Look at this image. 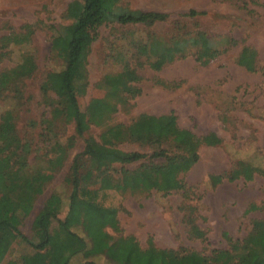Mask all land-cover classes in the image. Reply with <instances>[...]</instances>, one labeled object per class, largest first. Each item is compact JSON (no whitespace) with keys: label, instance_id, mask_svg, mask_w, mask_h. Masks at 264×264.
<instances>
[{"label":"rangeland","instance_id":"374dc122","mask_svg":"<svg viewBox=\"0 0 264 264\" xmlns=\"http://www.w3.org/2000/svg\"><path fill=\"white\" fill-rule=\"evenodd\" d=\"M72 1L75 0H0V39L10 33L24 34L28 29L33 32L24 44H9L0 50L4 54L0 72L21 63L26 56L32 57L36 65L35 72L17 84L18 94L0 93V115L6 110L12 112L17 135L31 146L27 155L29 170L50 172L49 160L58 158L62 165L43 194L35 199L32 211L20 215L19 229L29 236L33 219L50 194L61 196L59 217L68 214L70 187L65 177L72 159L83 150L86 138L100 141L102 131L91 126L83 138L68 148L73 118L68 116L53 126L47 123L50 109L43 101L40 86L48 73L61 69V62L50 51L49 27L72 22L66 15L67 5ZM119 5L161 12L167 15V20L154 26L109 23L97 29V38L85 55L83 77L77 82L81 110L85 112L92 98L103 95L98 88L102 78L118 72L121 60H128L141 77L137 84L140 94L117 107L110 125H129L142 114H173L180 128L197 136L214 133L221 144L201 145L197 163L179 174L185 186L183 190L134 196L106 191L100 201L115 210L121 231L117 233L109 228L105 231L114 237L131 235L145 249L153 245L203 255H209L212 250H226L229 240L247 236L253 220L264 219V173L256 174L250 181L242 176L225 180L215 187L208 180L210 175L230 173L239 162L264 170V0H119ZM190 11L202 14L191 17ZM198 31L208 34L220 49L226 46L229 37L239 43L206 65L190 54L157 71L147 65L144 57L130 55L132 45L150 35L170 41ZM250 50L257 53L254 72L237 63ZM83 84H86L84 91ZM166 144L163 147L168 149V154H176ZM115 147L148 155L156 149L154 145L134 142H118ZM147 161L124 167L135 170ZM118 167V164L114 166ZM251 206L254 209L247 212ZM78 207L79 225H71L73 236L61 254L82 247L70 264H119L107 257L109 246L97 242L92 246L90 243V247L83 245L85 238L89 241L85 226L91 211L81 204ZM192 222L205 233L203 239L191 234ZM8 251V257L15 258L25 248L12 237Z\"/></svg>","mask_w":264,"mask_h":264},{"label":"trees","instance_id":"16d2710c","mask_svg":"<svg viewBox=\"0 0 264 264\" xmlns=\"http://www.w3.org/2000/svg\"><path fill=\"white\" fill-rule=\"evenodd\" d=\"M202 13L190 11L191 17ZM66 15L72 22L50 26V51L61 62V69L47 74L40 86L43 101L50 109L49 126L73 118V128L68 137V148L84 137L91 126L102 129L100 141L93 137L84 140L83 150L71 162L65 183L70 187L69 211L60 218L62 199L57 193L50 194L35 215L31 233L24 235L20 229V215H28L35 199L43 194L47 184L61 167L60 159L49 160L52 171L29 170L27 155L31 146L16 133L12 112L0 115V264H70L72 257L83 249L61 253L68 246L73 233L71 225H79L81 204L90 209L87 221L85 247L94 242L109 246L108 258L119 264H264V219L253 220L251 229L242 240H229L226 250H212L209 255L197 252H178L150 245L142 248L131 235L114 237L105 229L120 233L116 212L102 205L100 198L106 191L120 194L145 195L151 192L163 195L184 189L179 174L188 171L198 161L201 145L218 146L221 139L214 133L197 136L177 125L176 117L142 114L129 125H110L112 115L119 105L140 94L137 84L140 76L128 60H121L120 70L106 74L98 84L103 95L92 98L85 112L80 108L77 82L85 71V55L96 40V31L102 25L115 23L121 26H154L167 20V15L156 11L121 8L119 0H75L67 5ZM33 32L10 33L0 39V50L9 44L22 45ZM226 46H216L208 34L202 31L171 38L170 41L150 35L132 45L130 55L144 57L153 70H160L176 59L190 54L201 65L225 53L237 45L238 40L226 38ZM4 54L0 52V63ZM119 56L121 54L119 53ZM250 72L257 71V53L254 50L237 60ZM36 70L34 60L26 56L21 63L0 72V93L18 94L17 84L29 78ZM84 80V78H83ZM86 84H83L84 91ZM118 142H134L154 145L151 155L140 151H125L116 146ZM170 144L176 154L169 155L163 144ZM61 149V148H60ZM59 149V150H60ZM148 160L135 170L124 166ZM120 165L114 168L115 165ZM228 174L210 175L212 187L242 176L250 181L264 173L263 168L239 162ZM254 209L251 206L247 212ZM191 234L203 239L205 233L192 222ZM14 237L25 248L23 254L9 258L8 245ZM82 241V240H81ZM82 241V242H83ZM83 246V247H84ZM95 249V248H94ZM94 251V250H93ZM98 256L101 254H97Z\"/></svg>","mask_w":264,"mask_h":264}]
</instances>
